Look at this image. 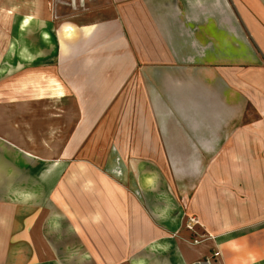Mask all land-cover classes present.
I'll use <instances>...</instances> for the list:
<instances>
[{
  "label": "crops",
  "instance_id": "1",
  "mask_svg": "<svg viewBox=\"0 0 264 264\" xmlns=\"http://www.w3.org/2000/svg\"><path fill=\"white\" fill-rule=\"evenodd\" d=\"M36 1L33 20L18 27L21 60L32 59L24 32L38 19L53 65L25 69L16 80L30 88L13 87L21 102L10 97L2 108L4 138L20 152L0 153V264H35L42 249L128 244L156 264H192L211 251L256 264L254 251L264 256V0H82L80 10L74 0L68 14L55 7L54 30L52 0ZM1 9L19 21L28 11L16 0ZM14 47L0 32V61ZM58 92L70 97L53 107L69 127L64 145L60 135L53 151L30 155L11 119L24 102ZM51 234L62 241L48 242ZM174 234L201 242L180 251Z\"/></svg>",
  "mask_w": 264,
  "mask_h": 264
},
{
  "label": "rangeland",
  "instance_id": "2",
  "mask_svg": "<svg viewBox=\"0 0 264 264\" xmlns=\"http://www.w3.org/2000/svg\"><path fill=\"white\" fill-rule=\"evenodd\" d=\"M8 2L9 0H0V32L3 33V35L7 36L10 40H12L15 43V47L8 53L9 55L6 54L4 49L1 51L2 55H1L0 67L1 66L7 67L6 72L0 73V153H2L3 155L4 153L9 152L11 150H13V152L14 151L20 152L19 147H17L16 145L13 147L10 141L4 138L6 127L4 126L3 116L5 112L2 110V108H4V106L9 102L10 97L14 98L16 103L17 102L20 103L21 102L20 98H23L21 96H18L17 94H15L17 97L10 95L11 92L16 93L13 91V87H15V89L16 87L23 88L25 93H27L26 90L30 88V86L25 87V88L22 87L20 83L16 80V78L21 76L22 75L21 73L25 69L27 70L29 68L41 67L44 65L52 67L53 65L52 64L53 62L52 53L51 52L49 53L46 49L39 47V41L37 39V30H38V27L44 26V24H47V23H44L43 21L38 20V19L34 20L24 32L25 42L27 43L28 50L32 54V59L29 62H23L21 60V54L19 50L20 48H19V44L17 41L19 37L18 27L20 29V25H18L20 16L13 15L7 18L1 14L3 12L1 7L7 6ZM73 3H74V0H52V13L53 14L55 13V7L57 6L61 10H63L62 11L63 14L65 13L68 14L69 8ZM82 3H83L82 0H76V5L77 7L79 6L78 7L79 10L81 9L80 6ZM1 23L9 24L10 26L5 29ZM55 24H56V19H55V14H54L52 21L49 24L52 30H54ZM52 49L53 48L51 47V50L49 51H52ZM16 162L21 164V162L23 163L24 161L20 160ZM61 162H62V165H64L63 172L65 170L68 172L70 170L69 164H68L70 160L62 159ZM40 163H42L41 166L48 167L52 165L54 161L53 160H43V161L40 160ZM65 175L66 174H64L62 177L61 184L63 186L68 179V174L66 176ZM85 195L86 194L83 195V199L85 198ZM22 214L23 213L20 214L21 215L20 219H22L21 223H23L25 220L24 214L23 215ZM187 217L188 219H187V222L184 224V228L186 230H189L188 227H190L193 224L194 220L192 217H189V216ZM34 225L35 223L32 224L30 229L27 231L28 236L32 238L34 237V234L36 233L34 229H32ZM25 226L26 224L24 222L23 227ZM67 234L68 233L64 234L65 239H67L66 238L68 236ZM191 235H193V233H191ZM52 236L53 235L51 234L49 236V239H47V241L49 240L50 243L62 241V238L54 239ZM170 238L173 241V244L175 245V247L179 248L180 251L182 250L183 245L190 247L189 249H192L201 242L200 240H197L194 237H190V239L188 240L186 239L182 240L180 239L181 237L176 236V234L170 235ZM41 245L42 244H40V246ZM131 247L132 245L128 244L126 247V250L122 252L121 251H90L89 250V251H76L75 253L73 252V254H70V255L68 254L69 251H59L60 252L59 253L57 250L55 251L56 252V255H55L53 251L47 252V250L42 249L44 253L42 255H36L37 259H36L35 264H61V263L63 264V262L68 263V264L70 263L71 264H91V263L93 264H136L139 262H141V264H156L157 259H155L151 254H149V251L146 250L144 247L142 250L138 248H133V247L131 248ZM30 248H32L31 251L36 249L34 246L33 247L31 246ZM84 252H87L89 256L88 257L82 256V253ZM254 253H255L254 262H256V264H264V256L260 255L262 251H254ZM92 254H95V255H92ZM210 254L211 255H206L203 257V259H200L192 264H195V263L197 264L200 262L201 264H229L230 257L227 255V252L225 253L221 251H211ZM32 257L33 256H31L30 258Z\"/></svg>",
  "mask_w": 264,
  "mask_h": 264
},
{
  "label": "bare ground",
  "instance_id": "3",
  "mask_svg": "<svg viewBox=\"0 0 264 264\" xmlns=\"http://www.w3.org/2000/svg\"><path fill=\"white\" fill-rule=\"evenodd\" d=\"M16 3L17 6H27V14L19 21L20 28L23 29L35 17L37 1L16 0ZM48 5L50 7L49 3ZM13 9L16 8L13 6L12 10ZM66 29L70 31L68 25ZM67 99H70V97L63 96L61 92L49 97H41L38 95L23 103L26 109L25 113L15 114V118L13 117V119H11L15 131L19 134L20 139L24 141L21 147L24 148L28 154L39 156L42 151H53L55 140L59 138L60 135L62 138H60L58 142L59 148L64 145L63 141L69 133V127L63 117L59 116L62 110L56 112L53 107H62L66 101H69ZM10 106L14 107L15 104L11 103ZM55 112L57 113V117H53ZM57 150L59 151L60 149Z\"/></svg>",
  "mask_w": 264,
  "mask_h": 264
}]
</instances>
